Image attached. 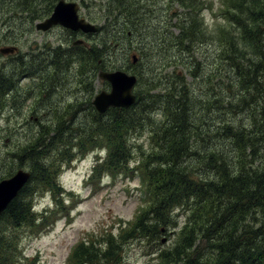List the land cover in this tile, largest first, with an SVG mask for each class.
I'll return each mask as SVG.
<instances>
[{
    "label": "trees",
    "instance_id": "16d2710c",
    "mask_svg": "<svg viewBox=\"0 0 264 264\" xmlns=\"http://www.w3.org/2000/svg\"><path fill=\"white\" fill-rule=\"evenodd\" d=\"M34 1L17 0L16 7L23 6L27 12L31 9L34 14ZM56 1L43 0V15L50 12ZM210 1L167 0L171 18L178 17L172 27L179 33L176 37L168 34L165 23L162 42L181 57H171L166 66L176 69L181 59L196 66V51L203 55L216 38L220 48L214 50L213 58L228 62L242 94L225 103L218 95L199 98L198 114H193L194 103L184 77L175 70L167 72L161 62L156 66L150 62V84L144 86L142 76L135 75L134 104L128 109L110 108L96 116L92 111L89 123L80 122L73 130L75 139L62 150H55L54 145L64 135H43L45 131L38 124L27 143L19 144L8 154V166L16 162L18 168L25 167L30 180L0 216V264H32L18 253L17 238L10 234L11 229L26 227L32 235L36 227L40 234L50 216L53 223L64 207L47 211L50 216L40 214L39 222L32 210V200L48 194L56 205L60 192L55 180L58 170L88 154L93 155V164L86 185L99 179H136L144 203H149L150 196L151 201L128 229L120 230L116 237L106 234L103 250L95 249L93 238L86 242L83 236L71 249L68 264H124L122 257L112 250L117 242L130 240L145 241L149 246L145 254L149 264H264V143L255 142L257 136H264V100L260 104L258 100L264 76V0H221L217 11L208 4ZM147 2L96 0L94 6L102 12L101 20L105 18L98 33L115 27V36H143L135 30L149 20ZM174 3L180 9L179 15L172 10ZM205 13L212 16L211 28L205 25ZM95 21L90 18V22ZM145 28L149 31L146 29L143 37L154 59L162 54L163 43L150 41V26ZM102 46L103 50L107 48ZM247 47L252 54L245 58L241 51ZM101 48H92L89 53L90 64L98 72L103 71L96 65ZM138 55L139 58L133 55L136 63L141 54ZM58 62L59 67L67 64L61 55ZM203 65L198 60V81L205 77L201 72ZM196 71L191 73L194 78ZM154 90L158 91L152 93ZM244 93L257 94L248 107ZM221 109L233 112L234 116L248 110L250 128L232 129L223 122L218 124ZM142 133L148 136L146 149L135 144ZM42 135L48 140L45 144L39 142ZM70 147L71 151L66 153ZM133 159L139 161L134 164ZM179 214L184 217V224L176 230L173 246L159 249L162 229L177 227L173 219ZM99 252L101 258L97 261Z\"/></svg>",
    "mask_w": 264,
    "mask_h": 264
},
{
    "label": "rangeland",
    "instance_id": "374dc122",
    "mask_svg": "<svg viewBox=\"0 0 264 264\" xmlns=\"http://www.w3.org/2000/svg\"><path fill=\"white\" fill-rule=\"evenodd\" d=\"M66 1L78 4V14L81 18L87 21H90V18L97 19V22H91L96 27L101 26L105 22V18L101 20L102 12L98 7L94 6L96 0H92L91 4L89 0ZM83 1L84 3H82ZM147 3L150 12L148 15L149 20L145 26H150V41L156 43L162 42V30L165 23L168 27L166 28L169 31L168 34L176 37L179 30L172 26L177 23L178 17L174 18L173 16L171 18V13L167 7V0H148ZM208 4H211L214 10L217 11L221 7V0H211ZM42 6L44 7V5ZM172 10L178 15L180 14V9L176 3L173 4ZM30 12L32 13L31 9ZM211 17L208 13H205V25L209 28L212 25ZM145 26L142 24L138 25L135 32H141L146 37V29L148 31L149 29L145 28ZM115 31L116 28L112 27L96 35H91V39L89 41L87 39L85 42L87 48L84 47L78 50L77 47H73L74 51L67 55V64L60 66V70L56 74L54 72L59 67L53 65L49 69L48 67L45 68L46 64L41 58L44 47L47 46L45 44L47 43L52 44L54 47L62 45L69 47L70 43L62 41L65 36L64 31L54 29L47 33H37L35 36L32 35L23 39H16L10 36V34L8 36L4 35L6 40L16 43L19 41V45L16 46L19 48V55L22 56L23 60H21L22 64H15L18 76L22 75L23 69L21 65H25L34 74V78L30 76L31 79L25 78L21 80L22 92L30 90L32 96H35V92L37 94L38 91L35 90V85L39 81V74L36 72L41 67L43 70V73H41L43 85L40 82L38 84H41L42 87L45 86L48 96L41 98V94H37L38 101L35 105L31 101H21L18 103V107L21 106L24 110L22 116H17L15 110L10 111L8 107L9 99L8 97L4 99L2 103L3 107L0 109V179L11 177L19 169L27 170L25 167L18 168L16 162H12L11 167L8 166L9 162L7 158H9L8 154L11 150L15 149L19 144L24 145L27 143L28 137L36 131L38 124L45 131L42 132L43 135L46 133H49L50 137L53 134L64 135V139L57 141L54 145L55 150H62L75 139L73 130L80 126V122H86L85 125H87L92 111L95 116L99 115L91 102L99 92L109 91L110 85L98 78V71H95L90 64L89 53L90 50L92 51V48H101L103 44L107 48L105 50L101 48L103 53L101 52L98 55L101 58L97 57L98 59L96 60L97 67H101L103 70L101 72L122 71L134 76L140 74L144 86H146L151 82L149 80L151 74L150 62L155 63V66L161 62V66L168 68L167 72L172 70L178 71L179 76L184 77L185 84L192 96V102L194 103L193 114H198L199 98L207 96L216 97L218 95L224 100L223 103H225L227 101H235L242 94V91L237 89V78L231 74L228 62L213 58L214 50L218 51L220 48L216 38L212 45L205 48L207 51L203 55L201 53L198 55V51H196V66L191 65V61L188 63L186 60L183 62L181 59L175 69L174 66H166V62L171 60L173 56L177 58L181 56L178 55L175 49L173 52L169 51L166 42H162L163 44L160 46L163 50L162 54L151 59L147 49L149 44L145 37L134 33L133 38L128 39L129 37L125 36H115ZM167 37L169 38V35ZM2 39V36H0V41ZM21 41L23 45H20ZM33 43L40 44L39 51L30 48V44ZM132 49L135 51H132ZM138 52L141 54L140 59L137 63L135 62L136 64H133L132 57L133 55H137L139 58ZM241 52H244L245 58L252 54L248 47ZM198 60L202 65L204 64L201 72L205 75L199 81ZM2 62L4 60H0V66H2ZM218 69L222 70L219 71L220 74L217 73ZM0 70L7 71L8 68L0 67ZM195 70H197L196 78L191 75ZM210 72L212 73L210 74ZM261 82L263 90L258 99L259 104L264 100V76ZM244 95L246 96V107L251 105L255 98H257V94L250 96V93H244ZM33 106L35 108L40 106V108L36 109V114H31ZM219 113L218 124L220 125L223 122L232 129L245 128L248 130L250 128L251 117L248 110L235 116L233 112L225 109H221ZM257 114L258 112H256ZM58 118L63 119L62 123L57 120ZM43 135L38 138L41 144H45L48 141ZM69 138H71V141H69ZM135 142L142 149H146L149 142L147 134L142 133L136 138ZM255 142L256 144L264 143V136H257ZM71 148H68L66 153L71 151ZM68 155L70 156L71 153H68ZM134 156L138 158L139 154H135ZM135 161H139V159L132 160L134 164ZM92 164L93 155L88 154L84 161L80 163L77 162V159H73L70 170L66 166H63L64 164L61 166L55 176L56 184L59 186L58 191H60L57 194L58 200L56 201V205L48 194L34 197L32 200V210L35 219L39 218L40 214L50 216L51 213H47V211H58L57 207L60 205L64 207L53 220V223L51 221L53 216H50L49 224L42 233L38 234L37 229H35L36 227L34 228L35 233L32 235L28 233L26 227L11 229L10 234H15L17 238V251L20 255L22 254L28 263L68 264L67 259L71 249L83 236L86 242H89L90 238H93L95 249L97 247L98 250H103L107 245L106 234L111 233L116 237V234L120 230H126L135 223L139 214L148 207L151 196L149 203L144 205L138 191L139 183L136 179L120 177L115 179L114 182L110 179H99L96 183H91V185L84 184L83 180L87 175V168ZM66 216L70 217L69 222ZM173 220L177 223V227L173 228L169 226L168 230L163 232L159 238L161 239L159 249L171 248L176 239V230L184 224V217L181 214ZM100 233L101 236L99 235ZM152 240L148 244H151ZM151 248L153 247L151 246ZM147 250H149V246L145 241L130 240L127 242H117L112 252L119 254L124 264H149L150 259L145 255ZM100 258L101 252L97 255V261Z\"/></svg>",
    "mask_w": 264,
    "mask_h": 264
},
{
    "label": "flooded vegetation",
    "instance_id": "af4514ba",
    "mask_svg": "<svg viewBox=\"0 0 264 264\" xmlns=\"http://www.w3.org/2000/svg\"><path fill=\"white\" fill-rule=\"evenodd\" d=\"M30 2H32V0H30ZM16 3H18L17 0H0V36H2L3 38L0 41V58H1L0 60H4V62L1 63L2 66L0 67L8 68L7 71L0 70V109H2L3 107L2 103L4 99L8 97L9 99L8 107L10 108V111L15 110V114L17 116H22L24 110L22 109L21 106L18 107V103H20L21 101H26V102L31 101L33 105H35V103L38 101V97L36 96L37 94L38 95L41 94V98H46L48 96V93L45 90V86L42 87L43 84L41 82L43 80V77L41 75V73H43V70L40 67V69L36 72L37 74H39L38 76L39 81L35 85V90L38 91L37 94L35 92V96H32L30 90H28V92H22L23 87L21 86V80L25 78L31 79L30 76L34 78V74L31 73L25 65L24 66L21 65L23 69L22 75L20 77L18 76L16 71L17 66L15 64H19V63L22 64L21 60H23L22 56L19 55V48L16 46L19 45V41L17 40L18 43H16L6 40L5 39L6 37L4 35L8 36L10 34V36L16 39L19 38L23 39L25 37H29V36L31 37L32 35L35 36L37 33L40 34L47 33L54 29H61L62 31H64L65 36L63 37L62 41H65V43L66 42L70 43L69 47L66 45L54 47L52 44L51 45L49 43L45 44L47 46L44 47L42 53L43 56L41 59L46 64L45 68L48 67V69L53 67V65H57L59 67L60 65V63L58 62L59 55H61L62 58L64 59V63L65 61H68L67 55L68 53L74 51L73 47H77L78 50L84 47L87 48L85 42L87 39L88 41L89 39H91L90 37L91 35L84 34L81 31H70L61 26H53L47 31L38 30L37 25L50 17L53 8L50 10L48 14L43 15V6H42L44 4L43 0H35L34 1L35 13L32 14L31 12H27L23 6H21V9H18L16 7ZM78 13H79V6H78ZM79 18L81 19L80 16ZM13 31L15 32L19 31V32L15 33ZM37 44L36 43L30 44V48L39 51L40 44L38 45ZM20 45H23L22 41ZM59 70L60 67L54 72V74H56ZM39 82L42 85L38 84ZM38 108H40V106H37L36 108L33 106V108L31 109V114H36V109Z\"/></svg>",
    "mask_w": 264,
    "mask_h": 264
},
{
    "label": "water",
    "instance_id": "95a60500",
    "mask_svg": "<svg viewBox=\"0 0 264 264\" xmlns=\"http://www.w3.org/2000/svg\"><path fill=\"white\" fill-rule=\"evenodd\" d=\"M77 12L76 3L59 0L50 17L38 24L37 29L47 31L53 26H61L70 31H81L84 34L97 33L98 28L84 19H80ZM135 62L136 58L133 56L132 63ZM98 78L110 85L109 91L99 92L91 102L98 114H103L110 108L128 109L134 104L136 100L133 94L136 84L134 75H128L122 71L99 72ZM29 178V172L19 169L10 178L0 181V216L29 181Z\"/></svg>",
    "mask_w": 264,
    "mask_h": 264
},
{
    "label": "bare ground",
    "instance_id": "6f19581e",
    "mask_svg": "<svg viewBox=\"0 0 264 264\" xmlns=\"http://www.w3.org/2000/svg\"><path fill=\"white\" fill-rule=\"evenodd\" d=\"M40 89V88H39Z\"/></svg>",
    "mask_w": 264,
    "mask_h": 264
}]
</instances>
